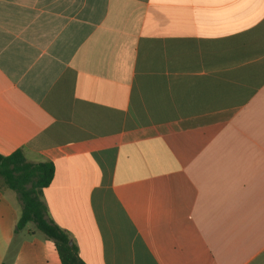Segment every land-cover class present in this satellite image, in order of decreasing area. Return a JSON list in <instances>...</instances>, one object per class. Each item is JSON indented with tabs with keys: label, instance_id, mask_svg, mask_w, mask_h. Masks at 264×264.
Instances as JSON below:
<instances>
[{
	"label": "crops",
	"instance_id": "obj_1",
	"mask_svg": "<svg viewBox=\"0 0 264 264\" xmlns=\"http://www.w3.org/2000/svg\"><path fill=\"white\" fill-rule=\"evenodd\" d=\"M19 148L87 264H264V0H0ZM21 209L1 188L0 264H61Z\"/></svg>",
	"mask_w": 264,
	"mask_h": 264
},
{
	"label": "trees",
	"instance_id": "obj_2",
	"mask_svg": "<svg viewBox=\"0 0 264 264\" xmlns=\"http://www.w3.org/2000/svg\"><path fill=\"white\" fill-rule=\"evenodd\" d=\"M54 171L52 161L30 162L20 148L9 154L0 153V189L14 190L22 203L16 230L32 224L34 230L30 228V233L39 231L54 241L61 264H87L66 230L46 216L47 206L42 200V193L51 183Z\"/></svg>",
	"mask_w": 264,
	"mask_h": 264
},
{
	"label": "rangeland",
	"instance_id": "obj_3",
	"mask_svg": "<svg viewBox=\"0 0 264 264\" xmlns=\"http://www.w3.org/2000/svg\"><path fill=\"white\" fill-rule=\"evenodd\" d=\"M32 225V224H31Z\"/></svg>",
	"mask_w": 264,
	"mask_h": 264
}]
</instances>
